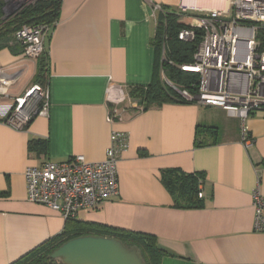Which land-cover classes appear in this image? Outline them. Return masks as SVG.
Returning a JSON list of instances; mask_svg holds the SVG:
<instances>
[{"label": "crops", "instance_id": "crops-1", "mask_svg": "<svg viewBox=\"0 0 264 264\" xmlns=\"http://www.w3.org/2000/svg\"><path fill=\"white\" fill-rule=\"evenodd\" d=\"M155 5L178 13L196 6L62 0L45 39L48 114L24 128L6 122L7 107L41 85L40 58H26L14 40L0 47L4 72H21L11 98L0 97L9 100L0 102V264L16 263L67 224L59 211L29 201L25 169L77 154L101 161L113 131L129 135L118 162L119 194L75 219L154 234L165 251L161 264H264L253 205L254 190L264 194V109L247 119L253 142L246 146L239 118L223 108L197 101L144 108L132 97V87L151 84L157 71ZM169 171L202 175V207L176 205L163 181Z\"/></svg>", "mask_w": 264, "mask_h": 264}, {"label": "built area", "instance_id": "built-area-1", "mask_svg": "<svg viewBox=\"0 0 264 264\" xmlns=\"http://www.w3.org/2000/svg\"><path fill=\"white\" fill-rule=\"evenodd\" d=\"M39 0H4V17L20 12ZM161 7H154L155 13ZM194 10L191 27L183 28L179 38L193 41L196 29L202 34L194 53V63L182 65L186 71L199 73V90L191 94L182 90L189 101L217 106L237 116L241 140L253 142L247 119L264 109V0H229L226 7L204 9L182 6V12ZM50 27L45 24L24 25L14 34L28 59L39 58L45 50V37ZM21 72L6 74L0 67V97L11 98L10 87ZM48 91L35 85L14 98L7 107L6 122L24 128L37 115L48 114ZM113 114V113H112ZM129 147L128 133L113 131L103 160L88 161L82 154L65 160H47L30 165L24 176L29 201L47 205L68 220L81 210L94 209L119 194L118 162ZM255 228L264 231V194L253 192Z\"/></svg>", "mask_w": 264, "mask_h": 264}, {"label": "trees", "instance_id": "trees-1", "mask_svg": "<svg viewBox=\"0 0 264 264\" xmlns=\"http://www.w3.org/2000/svg\"><path fill=\"white\" fill-rule=\"evenodd\" d=\"M62 0H39L23 8L17 14L4 17V0H0V47L7 45L9 34H14L24 25L45 24L50 28L57 22ZM181 13L163 7L157 14L156 32L153 44L157 51L158 63L154 80L145 86H135L131 96L140 98L144 108L160 107L168 102H190L181 91L188 90L196 94L199 90L200 75L194 71H186L182 65L194 63V53L202 34L196 29L197 36L193 41L179 38L183 28L191 27L181 20ZM46 51L40 58L38 80L45 84L47 75ZM161 68L167 74V81L161 76ZM33 144L35 143L32 142ZM200 174L169 171L163 181L172 193L176 205L185 208H199L204 205L200 191ZM104 235L120 239L129 247H136L146 264H161L165 251L159 246L156 236L152 233L130 231L107 225L94 224L87 221L68 219L64 231L30 251L14 264H61L50 255L63 243L82 235Z\"/></svg>", "mask_w": 264, "mask_h": 264}, {"label": "water", "instance_id": "water-1", "mask_svg": "<svg viewBox=\"0 0 264 264\" xmlns=\"http://www.w3.org/2000/svg\"><path fill=\"white\" fill-rule=\"evenodd\" d=\"M50 257L61 264H146L138 248L104 235H82L56 248Z\"/></svg>", "mask_w": 264, "mask_h": 264}, {"label": "bare ground", "instance_id": "bare-ground-1", "mask_svg": "<svg viewBox=\"0 0 264 264\" xmlns=\"http://www.w3.org/2000/svg\"><path fill=\"white\" fill-rule=\"evenodd\" d=\"M190 5L201 6L204 8L226 7L229 0H186Z\"/></svg>", "mask_w": 264, "mask_h": 264}, {"label": "rangeland", "instance_id": "rangeland-1", "mask_svg": "<svg viewBox=\"0 0 264 264\" xmlns=\"http://www.w3.org/2000/svg\"><path fill=\"white\" fill-rule=\"evenodd\" d=\"M183 6H186V5H183ZM157 6L155 5V8H156ZM202 8H204V7H202ZM204 9H207V8H204ZM161 10V8L159 9V11ZM159 11H157L156 13L158 14V12ZM194 12V10H192V9H188L186 12H182V9H181V11L179 12V13H181V16L183 17V16H185L186 17V22L187 23H189V24H191V22L193 21V18H192V13ZM156 18H157V15H156ZM15 34V33H14ZM14 34H9V39L10 40H14L15 42H16V38H15V36H14ZM47 37V36H46ZM46 37H45V39H46ZM16 43H18V42H16ZM19 45H21L20 43H18ZM22 46V45H21ZM22 49H23V46H22ZM161 76H162V79L164 80V81H167L168 83H170L169 81H168V79H167V74L164 72V70H162V68H161ZM41 86H43L42 84H41ZM0 102H9V100H7V101H4V100H0Z\"/></svg>", "mask_w": 264, "mask_h": 264}]
</instances>
